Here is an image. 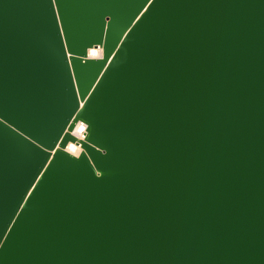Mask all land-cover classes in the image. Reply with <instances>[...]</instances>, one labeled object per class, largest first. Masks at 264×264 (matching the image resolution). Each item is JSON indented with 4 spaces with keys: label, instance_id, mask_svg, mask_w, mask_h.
I'll use <instances>...</instances> for the list:
<instances>
[{
    "label": "water",
    "instance_id": "obj_1",
    "mask_svg": "<svg viewBox=\"0 0 264 264\" xmlns=\"http://www.w3.org/2000/svg\"><path fill=\"white\" fill-rule=\"evenodd\" d=\"M56 7L0 0V264H264V0Z\"/></svg>",
    "mask_w": 264,
    "mask_h": 264
},
{
    "label": "bare ground",
    "instance_id": "obj_2",
    "mask_svg": "<svg viewBox=\"0 0 264 264\" xmlns=\"http://www.w3.org/2000/svg\"><path fill=\"white\" fill-rule=\"evenodd\" d=\"M88 54L91 57H98L102 54V48L98 45H94L89 48ZM73 132L78 138H84L86 134V123L81 120L78 121ZM67 150L77 155L79 152H81L82 146L78 141H70L67 144Z\"/></svg>",
    "mask_w": 264,
    "mask_h": 264
},
{
    "label": "snow or ice",
    "instance_id": "obj_3",
    "mask_svg": "<svg viewBox=\"0 0 264 264\" xmlns=\"http://www.w3.org/2000/svg\"><path fill=\"white\" fill-rule=\"evenodd\" d=\"M51 4L53 6L58 5V7H56L55 15L59 16L61 14V9L64 8V0H51Z\"/></svg>",
    "mask_w": 264,
    "mask_h": 264
},
{
    "label": "built area",
    "instance_id": "obj_4",
    "mask_svg": "<svg viewBox=\"0 0 264 264\" xmlns=\"http://www.w3.org/2000/svg\"><path fill=\"white\" fill-rule=\"evenodd\" d=\"M101 56V55H100Z\"/></svg>",
    "mask_w": 264,
    "mask_h": 264
}]
</instances>
